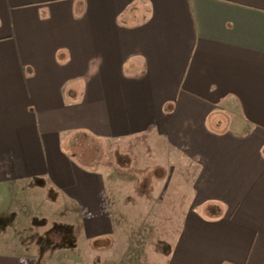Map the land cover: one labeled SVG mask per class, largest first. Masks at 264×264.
<instances>
[{"label":"crops","instance_id":"crops-1","mask_svg":"<svg viewBox=\"0 0 264 264\" xmlns=\"http://www.w3.org/2000/svg\"><path fill=\"white\" fill-rule=\"evenodd\" d=\"M128 141L150 173L87 166ZM30 181L65 264H264V0H0V188Z\"/></svg>","mask_w":264,"mask_h":264},{"label":"rangeland","instance_id":"rangeland-1","mask_svg":"<svg viewBox=\"0 0 264 264\" xmlns=\"http://www.w3.org/2000/svg\"><path fill=\"white\" fill-rule=\"evenodd\" d=\"M136 143H138V141H128L126 145L118 143L114 146L111 145L114 149L111 148L110 151L107 150L106 157H101L102 150L99 145L98 158L95 162H88L87 166L102 171L104 170L102 166L105 163V166L109 167L111 173L115 171L117 174L126 176L134 175L136 170L138 171L140 168L142 170L144 169V172L150 173V153L144 148H136ZM79 145L80 148L84 147L86 149V143L83 141ZM120 150L126 153L125 159H123L122 156L120 157ZM98 151L94 152V156L97 155ZM82 152H86V150ZM88 152H92V150H88ZM137 160L138 162L136 164ZM140 160H142V165ZM65 204L66 201L61 195V192L51 186L42 188L36 181L18 184L17 186L14 185L13 188L1 187L0 241H2L5 246L0 248V252L9 251L6 241L13 231L12 228L18 227V223L23 226L29 222L39 227L35 231V236L32 237V239L36 240L34 245L40 244V248L47 247L46 256H41L40 262L20 260L15 262V264H65V261L60 260L62 256L58 255L55 251H62L64 248L68 249L69 246L74 247L78 241L76 236L74 237V231L72 232L74 229H72L70 223L66 220L67 215L61 217V215L58 214V211ZM34 206H38L42 213H35L32 210ZM60 230L62 231V236L59 235ZM58 235L62 238V243L59 240L55 241ZM15 250H21V247L16 246ZM63 253H65V251ZM44 259L45 261H43Z\"/></svg>","mask_w":264,"mask_h":264}]
</instances>
